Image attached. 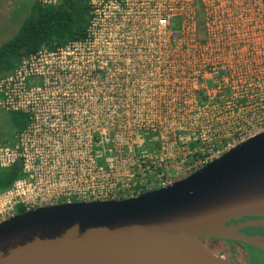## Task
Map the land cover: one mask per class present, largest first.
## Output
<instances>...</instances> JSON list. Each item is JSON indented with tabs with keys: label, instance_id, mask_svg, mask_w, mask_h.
I'll list each match as a JSON object with an SVG mask.
<instances>
[{
	"label": "built area",
	"instance_id": "1",
	"mask_svg": "<svg viewBox=\"0 0 264 264\" xmlns=\"http://www.w3.org/2000/svg\"><path fill=\"white\" fill-rule=\"evenodd\" d=\"M62 1L35 0L46 6ZM85 1L91 19L84 42L41 50L0 79V111L29 119L15 143L0 142V171L21 162L25 174L0 194V224L19 211L90 198L128 200L170 186L165 174L158 181L149 177L189 143L175 130L181 124L169 121L200 122L205 113L201 121L207 122L209 110L201 105L211 96L224 110L264 106V88L253 82V71L264 68L252 64L259 57L256 31H264V0ZM263 109L258 119H264ZM247 113L244 119L255 117ZM213 127L191 139L203 141L204 159L186 164L184 152L182 169L195 173L243 144L228 145L235 139L223 142L221 129ZM156 133L160 152L141 151L151 135L159 141ZM129 146L135 149L128 190L140 192L130 197L116 187L114 172L123 157L110 156Z\"/></svg>",
	"mask_w": 264,
	"mask_h": 264
},
{
	"label": "water",
	"instance_id": "2",
	"mask_svg": "<svg viewBox=\"0 0 264 264\" xmlns=\"http://www.w3.org/2000/svg\"><path fill=\"white\" fill-rule=\"evenodd\" d=\"M244 218L264 220V133L133 199L17 215L0 224V264H229L202 240L237 238Z\"/></svg>",
	"mask_w": 264,
	"mask_h": 264
},
{
	"label": "rangeland",
	"instance_id": "3",
	"mask_svg": "<svg viewBox=\"0 0 264 264\" xmlns=\"http://www.w3.org/2000/svg\"><path fill=\"white\" fill-rule=\"evenodd\" d=\"M35 0H0V46L9 41L15 33H17V30L22 23V21L25 19V17L28 14L29 6L34 2ZM244 31L240 33L241 38L244 36ZM257 36L259 37L258 40L254 43L255 44V51L258 58L255 57L256 61H252L253 68H255V65L259 68H264V57L260 54L264 52V31L262 33H259L256 31ZM178 42V41H177ZM176 43V42H175ZM163 45H168V42H161ZM154 49V47H153ZM262 50V51H261ZM155 51L153 50V54ZM156 63V62H155ZM157 68L160 67V65L157 63ZM262 71V70H261ZM261 71H253V82H254V88L256 87V84H261V88H264V72ZM224 76L225 73H222ZM255 76H256V82H255ZM234 77V76H233ZM237 79L234 78V81ZM206 87L210 90V92L213 89L212 82H207ZM264 90V89H263ZM264 96V95H263ZM207 103L202 104L201 106L203 108H206L209 110V119L207 122L201 121L204 117L205 113L203 114V118H201L199 121H188V122H172L169 121L168 123L172 126L173 123L181 124L177 125L176 131H178L181 134V139H189V143L187 145H184L183 151L177 152L176 156L171 159V161L167 164V167L162 169L161 171H156V168L153 167V173L149 174V177H152L153 174V180H159V176L161 174H165V178L168 180V183L164 182L165 184L172 185L177 180H182L185 177H188L190 174H192V171H189L187 169H182L180 166V158L183 156V153L186 152L188 158L186 159V164L192 165L194 162H198L200 160H203L204 157L202 155L201 151L204 148L203 141L199 142H193L191 141L193 135L197 132V134L204 135V133L208 132V126L211 128H214L216 126L217 128H220L223 136L221 135V140L223 142L232 141L235 139V143H230L228 145H239V143H244L250 140L251 138H254L257 135L264 133V119H258L256 116L259 112V110L264 106L263 105H252L248 106V110L243 109L244 106L242 105H231L227 106L225 110L221 107H219L223 102H218V98L211 96L208 99ZM219 108V109H218ZM264 110V109H263ZM251 113L252 115H255L253 119H244L245 116L248 115V113ZM219 118H222L220 120H217ZM218 122H217V121ZM247 120V121H244ZM159 121L156 122L157 125H159ZM160 129L159 126H156ZM233 134L232 136H228V133ZM16 133L17 130L12 124V113H7L4 111H0V139L5 140H14L16 141ZM158 136L159 134L156 133ZM197 137V135L195 136ZM206 137H209V134L206 135ZM128 138V137H126ZM157 136L151 135L150 137L145 139L146 144L144 145L143 149L141 151H148L149 154H156L159 153L162 148V143L160 144L161 137L159 136V141L156 139ZM111 140H114L115 138H110ZM196 139L197 138H193ZM117 141L122 140L121 137L115 139ZM142 140V138L139 137V142ZM135 149L133 146L125 147V151L122 153H110V156H117L123 157L122 162H120L115 168L114 174L116 175L118 179V183L116 184V187L120 191V193L125 190V196H133L135 193V190L131 189L128 190V177L131 172L133 171V164L134 160L132 158V150ZM131 157V158H130ZM182 169V170H181ZM118 171V172H117ZM161 173V174H160ZM112 201V200H111ZM85 203L89 202H102L99 200L94 201V198H90V200L84 201ZM209 251H211L213 254L217 255L219 257V254L212 248H210L207 244H203Z\"/></svg>",
	"mask_w": 264,
	"mask_h": 264
},
{
	"label": "trees",
	"instance_id": "4",
	"mask_svg": "<svg viewBox=\"0 0 264 264\" xmlns=\"http://www.w3.org/2000/svg\"><path fill=\"white\" fill-rule=\"evenodd\" d=\"M28 6V14L17 33L0 46V79L13 74L23 60L41 50L56 51L72 42H84L87 38L91 18L85 0H66L51 6L34 1ZM200 31L203 33L202 22ZM12 124L17 130V136L28 127L29 119L24 114L12 113ZM0 142L13 144L15 139H0ZM24 177L21 162L1 170L0 194ZM18 213L21 215L24 211Z\"/></svg>",
	"mask_w": 264,
	"mask_h": 264
},
{
	"label": "flooded vegetation",
	"instance_id": "5",
	"mask_svg": "<svg viewBox=\"0 0 264 264\" xmlns=\"http://www.w3.org/2000/svg\"><path fill=\"white\" fill-rule=\"evenodd\" d=\"M264 220L262 218H244L232 222L237 230V238L225 239H203L202 243L207 244L229 264H264ZM245 240H254L251 244Z\"/></svg>",
	"mask_w": 264,
	"mask_h": 264
},
{
	"label": "bare ground",
	"instance_id": "6",
	"mask_svg": "<svg viewBox=\"0 0 264 264\" xmlns=\"http://www.w3.org/2000/svg\"><path fill=\"white\" fill-rule=\"evenodd\" d=\"M186 244L189 245V246H191V247L193 246L190 242H186Z\"/></svg>",
	"mask_w": 264,
	"mask_h": 264
}]
</instances>
